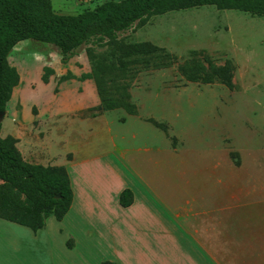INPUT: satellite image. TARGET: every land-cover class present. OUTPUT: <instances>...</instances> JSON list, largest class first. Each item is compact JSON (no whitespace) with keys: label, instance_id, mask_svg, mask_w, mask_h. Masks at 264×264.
<instances>
[{"label":"crops","instance_id":"obj_1","mask_svg":"<svg viewBox=\"0 0 264 264\" xmlns=\"http://www.w3.org/2000/svg\"><path fill=\"white\" fill-rule=\"evenodd\" d=\"M99 104L86 81L37 104L38 126L28 106L14 114L2 137L16 138L29 163L64 167L74 198L38 232L0 218V264H264V196L237 195L258 188L233 191L225 179L194 188L190 170L154 155L162 150L132 145L139 134L124 127L146 122L128 115L115 130L109 114L85 115ZM135 153L149 157L129 161Z\"/></svg>","mask_w":264,"mask_h":264},{"label":"rangeland","instance_id":"obj_2","mask_svg":"<svg viewBox=\"0 0 264 264\" xmlns=\"http://www.w3.org/2000/svg\"><path fill=\"white\" fill-rule=\"evenodd\" d=\"M50 1L57 13L80 14L109 0ZM145 42L161 49L150 64L125 58V71L105 78V96L134 105L137 120L147 123L131 121L124 127L139 134L137 140L131 139L132 145L162 150L154 155L190 170L196 189H207L209 183L214 191L219 179H225L233 191L258 188L238 193L240 199L264 196V17L240 10L201 6L152 15L119 33L114 43L84 45L67 63L53 45L19 43L9 62L21 81L8 104L1 137L12 129L14 114L24 106L38 126L37 104L59 96L61 87L75 91L86 81L94 85L93 80L80 78L92 73L101 58L118 66L121 45ZM192 62L205 66L231 62L232 86L220 80L189 81L180 67ZM100 104L85 115H95ZM104 113L115 130L129 115L122 107ZM170 149L176 152L171 155ZM148 157V153H135L128 160L147 161Z\"/></svg>","mask_w":264,"mask_h":264},{"label":"trees","instance_id":"obj_3","mask_svg":"<svg viewBox=\"0 0 264 264\" xmlns=\"http://www.w3.org/2000/svg\"><path fill=\"white\" fill-rule=\"evenodd\" d=\"M201 6L240 10L264 17V0H109L80 14L57 13L50 0H0V112H7L14 90L21 81L18 70L9 62L10 54L19 43L32 40L53 45L62 61L67 63L84 45L104 40L114 43L119 33L130 30L136 23L146 22L152 15ZM120 51L118 66L101 58L92 73L80 78L81 81L93 80L101 96L99 111L95 115L120 107L127 109L129 115H135L134 105L105 96L106 75L124 72L127 67L125 58L133 59L130 63H138L142 59L148 65L161 49L145 42L121 45ZM180 69L191 82L211 84L220 80L232 86L231 62L223 66L212 62L208 66L192 62ZM47 80L45 76L44 81ZM1 129L2 124L0 218L34 232L44 229L51 215L63 220L74 198L67 170L27 162L17 146L18 140L12 136L1 137ZM121 203L123 206L132 203L129 191L122 193Z\"/></svg>","mask_w":264,"mask_h":264},{"label":"water","instance_id":"obj_4","mask_svg":"<svg viewBox=\"0 0 264 264\" xmlns=\"http://www.w3.org/2000/svg\"><path fill=\"white\" fill-rule=\"evenodd\" d=\"M5 116H6V112H0V125L4 121ZM57 197L60 198L61 195H58Z\"/></svg>","mask_w":264,"mask_h":264}]
</instances>
